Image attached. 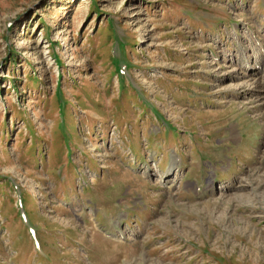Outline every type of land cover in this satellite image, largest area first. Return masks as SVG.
<instances>
[{
  "label": "rangeland",
  "instance_id": "rangeland-1",
  "mask_svg": "<svg viewBox=\"0 0 264 264\" xmlns=\"http://www.w3.org/2000/svg\"><path fill=\"white\" fill-rule=\"evenodd\" d=\"M234 21L264 0H0V264H264Z\"/></svg>",
  "mask_w": 264,
  "mask_h": 264
},
{
  "label": "bare ground",
  "instance_id": "bare-ground-1",
  "mask_svg": "<svg viewBox=\"0 0 264 264\" xmlns=\"http://www.w3.org/2000/svg\"><path fill=\"white\" fill-rule=\"evenodd\" d=\"M255 43L258 44L259 42L255 41ZM262 51H263V49L261 50V53H259V54L255 53V56H254L255 65H253V66H256V64H257V68H260V67L264 68L263 67L264 57L262 56ZM239 54H240V60H241L239 65L243 66L242 70H245V71H243L241 73L242 75L237 74L236 77L241 78V80H243V83H245V82L248 83L250 88H252V90H251L252 93L250 96H253V94H254L253 92H256L255 94H257V96H260L261 92L264 90V85H263L264 79H262V78L260 79L259 77H256V76H254V74H251V73H245L249 68L250 57L247 55L246 49L239 50ZM252 64H254V63H252ZM262 100H264V99H262ZM262 100H261V102H262ZM170 172H171V170H170ZM211 187L214 188V184H212Z\"/></svg>",
  "mask_w": 264,
  "mask_h": 264
}]
</instances>
